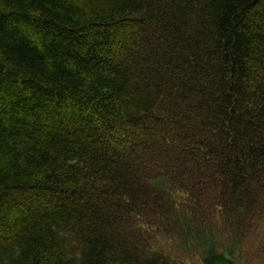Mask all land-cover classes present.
Returning <instances> with one entry per match:
<instances>
[{"label": "trees", "instance_id": "1", "mask_svg": "<svg viewBox=\"0 0 264 264\" xmlns=\"http://www.w3.org/2000/svg\"><path fill=\"white\" fill-rule=\"evenodd\" d=\"M0 264H264V0H0Z\"/></svg>", "mask_w": 264, "mask_h": 264}]
</instances>
